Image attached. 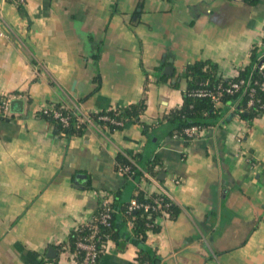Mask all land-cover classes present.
<instances>
[{
  "label": "crops",
  "instance_id": "crops-1",
  "mask_svg": "<svg viewBox=\"0 0 264 264\" xmlns=\"http://www.w3.org/2000/svg\"><path fill=\"white\" fill-rule=\"evenodd\" d=\"M0 13V97L23 102L0 117V264H81L71 234L103 196L120 226L140 191L164 190L180 213L159 215L145 241L163 264H264V114L229 112L186 143L168 122L188 65L211 61L227 79L251 67L264 0H0ZM141 100L138 122L71 138L40 116L50 103L93 115ZM120 155L143 173L117 171ZM97 264H140L139 248L109 241Z\"/></svg>",
  "mask_w": 264,
  "mask_h": 264
},
{
  "label": "trees",
  "instance_id": "trees-1",
  "mask_svg": "<svg viewBox=\"0 0 264 264\" xmlns=\"http://www.w3.org/2000/svg\"><path fill=\"white\" fill-rule=\"evenodd\" d=\"M261 44L263 46H256L251 52V67L240 70L238 72V76L232 79L220 76L216 64L211 61H199L186 67L183 77L187 80L188 86L184 92V105L181 109L173 111L168 118L171 128L170 137L174 138L176 134L180 135L185 129L191 127H197L202 131L209 129L218 123L220 119L225 117L229 112L236 117L247 120L250 123L264 114V70L260 71L258 68L259 63L264 60V38ZM240 80L251 82L249 88L247 90L241 89L232 95L224 94L221 105L218 107L215 106V103L211 98L196 97L191 95L194 91L203 88L205 83H208L207 87L210 89H215L219 85L227 86L231 82H239ZM251 88L255 91L254 104L249 106ZM50 104H53L56 110H60L63 106V104L58 103ZM233 108L234 110H232ZM68 109L62 110L64 115H69L71 118L70 125L67 128H63L61 122L55 119L51 114L40 112V116L55 124L57 132L60 135L62 134L68 138L73 136H82L87 130V126H78L76 115H80L79 110L75 109L73 106ZM145 109V100H141L137 104L125 108L100 112L99 114L109 116L112 119L121 120L124 122L125 126L130 122H138ZM241 110L243 112H241ZM0 117H4L2 112H0ZM96 117L97 115L95 118ZM95 121V126H108L110 130H120L124 127H115L103 124L102 122L97 121V118ZM144 132L146 134L149 132L148 126H144ZM183 140L185 143L190 141L184 135ZM130 159L120 155L117 159L116 170L118 171L119 167L132 166L134 174L130 177L134 178L141 175L143 172L135 163L136 160L132 161L134 158L132 160ZM158 163L159 158L152 160L147 168L149 169L148 171H152ZM156 199H163L162 203L164 213L167 214L168 218H177L180 213L179 206L172 202L168 196L157 194L147 197L144 193H142V191H140L134 200L138 204H149L152 207H155L156 204L154 201ZM130 204L131 202L127 203L122 208L125 220L120 226L115 223V216L117 212L116 204H110V208L112 210L111 226L101 227L104 240L116 241L120 248L126 243L136 244L139 248L140 264H163L159 256H157L153 250L145 245L149 232L157 233L160 231V227L156 224V218L161 215L162 212L147 213L143 208L130 211ZM166 204L167 206H164ZM99 212L100 208L96 214ZM130 224H132V227L128 232H126ZM88 232V227L84 225L71 234L72 251L76 254L79 262L82 261L83 254L78 252L76 243L81 237H85Z\"/></svg>",
  "mask_w": 264,
  "mask_h": 264
},
{
  "label": "built area",
  "instance_id": "built-area-1",
  "mask_svg": "<svg viewBox=\"0 0 264 264\" xmlns=\"http://www.w3.org/2000/svg\"><path fill=\"white\" fill-rule=\"evenodd\" d=\"M10 1L17 3L18 5L24 4V0H10ZM4 24H5L4 19L0 13V36L6 38L8 34L3 30ZM261 46L263 45L261 44ZM258 68L260 71L264 70V60H262L259 63ZM250 84L251 82L240 80L239 82H231L227 86L219 85L215 89H210L209 87H207L208 83H205L203 88L194 91L191 95L196 97L211 98L215 103V106L218 107L221 105L222 97L224 96V94L232 95L240 91L241 89L247 90ZM254 94L255 91L253 88H251L250 89L251 99L249 101V106H252L254 104ZM13 100H17V99L12 96L0 97V112H2L4 115L8 114L10 112L11 109L10 106ZM64 109H68V107L66 105L65 106L63 105L60 110L58 109L56 110L53 104H48L43 108L42 112H44L45 114H51L55 119L61 122L63 128H67L70 125L71 118L69 115H64L62 111ZM232 110H234V108ZM241 112L243 111L241 110ZM98 114L96 113L95 115H85L80 113V115H76L78 126L95 125L96 118L97 121L102 122L103 124H108L115 127L124 126V122L121 120L112 119L109 116L100 115V114L98 116ZM96 115L97 117L95 118ZM201 131L202 130H199L197 127L187 128L183 131L182 134L180 135L176 134L174 138L183 140V135H184L187 139L193 140L197 136V134H199ZM118 171L123 175L129 177L134 174V171L132 170V166L119 167ZM176 183L179 184L180 181L176 180ZM161 194L169 197L168 193L165 190L162 191ZM162 202L163 199H156L154 201L156 206L152 207L149 204H138L135 200H132L129 206V210L131 211V210L143 208L147 213H151V212L164 213ZM110 204H111L110 198L106 194L102 198L100 212L94 215V217L87 224H85V226L88 227L89 232L85 237H81L76 243L78 252L83 254V259L81 261V264H97L99 258L102 256V254L104 253L107 247L109 241L104 240L103 234L101 232V227L111 226L112 210L110 208ZM164 206H167V204Z\"/></svg>",
  "mask_w": 264,
  "mask_h": 264
},
{
  "label": "water",
  "instance_id": "water-1",
  "mask_svg": "<svg viewBox=\"0 0 264 264\" xmlns=\"http://www.w3.org/2000/svg\"><path fill=\"white\" fill-rule=\"evenodd\" d=\"M168 69V68H167ZM172 69V68H171ZM23 105V102L21 101V100H13L12 102H11V111L12 112H15L16 111V107L17 106H22Z\"/></svg>",
  "mask_w": 264,
  "mask_h": 264
}]
</instances>
